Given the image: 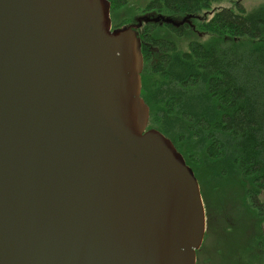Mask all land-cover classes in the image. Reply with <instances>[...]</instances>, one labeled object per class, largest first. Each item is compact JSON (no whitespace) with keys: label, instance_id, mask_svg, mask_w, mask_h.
Masks as SVG:
<instances>
[{"label":"water","instance_id":"1","mask_svg":"<svg viewBox=\"0 0 264 264\" xmlns=\"http://www.w3.org/2000/svg\"><path fill=\"white\" fill-rule=\"evenodd\" d=\"M108 0H0V264H196L206 213L192 168L149 128L147 13Z\"/></svg>","mask_w":264,"mask_h":264},{"label":"trees","instance_id":"2","mask_svg":"<svg viewBox=\"0 0 264 264\" xmlns=\"http://www.w3.org/2000/svg\"><path fill=\"white\" fill-rule=\"evenodd\" d=\"M108 1L112 15L130 0ZM219 2L145 0L143 13L194 16L195 31L182 27L191 35L182 48L180 29L142 26L141 96L150 109L149 128L169 138L194 171L206 213L205 238L210 230L216 239L229 237L244 217L259 256L264 255V4L250 11L240 4L213 8ZM196 258V264L210 262L202 248Z\"/></svg>","mask_w":264,"mask_h":264},{"label":"rangeland","instance_id":"3","mask_svg":"<svg viewBox=\"0 0 264 264\" xmlns=\"http://www.w3.org/2000/svg\"><path fill=\"white\" fill-rule=\"evenodd\" d=\"M144 4L145 0H130L118 10H114L112 15L110 13L112 26L116 28L128 25L133 23L135 18L146 15L142 12ZM236 4H240L246 11H250L254 7L264 4V0H222V2L214 4L213 8H232ZM180 30L183 33L179 38L180 45L185 48L187 39L191 37L190 30L188 28ZM165 34L167 37L173 38L167 31ZM248 222L249 220L244 217H239L237 228L230 232L231 234L227 238L216 239L210 230L208 238L204 237L201 246L203 255L208 257L210 262L202 260L200 264H264V255L258 256V252L255 251L257 248L252 243L254 233L249 230L250 223ZM244 252H247L246 256H244Z\"/></svg>","mask_w":264,"mask_h":264},{"label":"flooded vegetation","instance_id":"4","mask_svg":"<svg viewBox=\"0 0 264 264\" xmlns=\"http://www.w3.org/2000/svg\"><path fill=\"white\" fill-rule=\"evenodd\" d=\"M146 14H147V13H146ZM196 19H199V18H196ZM193 20H195V19H193ZM193 20H192V21H193ZM192 23H193V22H192ZM186 25H187V24H185L184 27H185ZM187 26H188V25H187ZM189 27H190V26H189ZM180 29H182V28H180ZM140 33H141V28L138 30V35H140Z\"/></svg>","mask_w":264,"mask_h":264}]
</instances>
